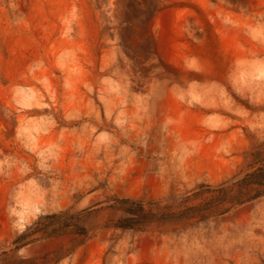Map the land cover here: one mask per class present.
I'll list each match as a JSON object with an SVG mask.
<instances>
[{"label":"rangeland","instance_id":"374dc122","mask_svg":"<svg viewBox=\"0 0 264 264\" xmlns=\"http://www.w3.org/2000/svg\"><path fill=\"white\" fill-rule=\"evenodd\" d=\"M264 0H0V264H264Z\"/></svg>","mask_w":264,"mask_h":264},{"label":"trees","instance_id":"16d2710c","mask_svg":"<svg viewBox=\"0 0 264 264\" xmlns=\"http://www.w3.org/2000/svg\"><path fill=\"white\" fill-rule=\"evenodd\" d=\"M262 178L264 179V174L262 175ZM256 184L259 185H264V180L262 181L261 179H259L258 181L255 182Z\"/></svg>","mask_w":264,"mask_h":264}]
</instances>
